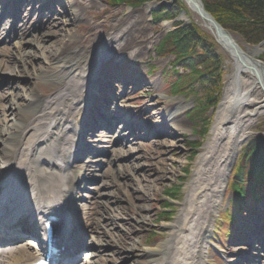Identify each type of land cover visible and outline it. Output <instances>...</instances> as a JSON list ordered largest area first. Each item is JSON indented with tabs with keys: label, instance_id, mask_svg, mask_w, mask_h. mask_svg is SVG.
Segmentation results:
<instances>
[{
	"label": "rangeland",
	"instance_id": "374dc122",
	"mask_svg": "<svg viewBox=\"0 0 264 264\" xmlns=\"http://www.w3.org/2000/svg\"><path fill=\"white\" fill-rule=\"evenodd\" d=\"M163 6L168 3L131 8L103 0H0V131L15 125L22 131L39 115L52 91L59 92L74 71L103 56L102 63H96L102 69L96 83L106 89L104 98L96 102L102 104L97 122L84 107L75 110V118L62 126L87 132L81 143L85 150L73 156L63 172L88 165L72 195L76 220L87 226L79 236L78 245L84 250L77 255V263L85 260L88 251L94 256L83 264H154L167 257L161 253L185 208L199 158L211 139L230 75V57L215 39L225 72L223 91L217 107L208 111L210 127L202 134L201 121L189 115L207 85L194 82L190 91L175 94L173 84L187 71L182 65L173 68V57H159L156 52L175 21L152 20L151 13ZM176 21H194L215 38L207 22L190 9ZM232 37L244 51L264 54V45L249 46ZM62 42L70 45L61 48ZM20 43L30 53L22 61L16 56ZM57 46L61 48L59 58L74 61L73 69H56L53 51ZM28 97L33 100L32 111L24 106ZM18 116L24 117L23 122L13 123ZM247 132L234 152L226 189L207 220L205 264H264V201L249 202L244 211H238L231 234L218 230L231 205L228 183L238 157L249 139L264 135V117L255 120ZM2 149L0 145V155ZM40 167L51 168L47 164ZM10 177L0 180V186ZM205 220L199 219L194 235Z\"/></svg>",
	"mask_w": 264,
	"mask_h": 264
},
{
	"label": "bare ground",
	"instance_id": "6f19581e",
	"mask_svg": "<svg viewBox=\"0 0 264 264\" xmlns=\"http://www.w3.org/2000/svg\"><path fill=\"white\" fill-rule=\"evenodd\" d=\"M190 3L191 11L196 13L194 10L199 7L198 1L191 0ZM209 30L213 31L211 27ZM217 41L230 57V75L216 113L211 139L199 158L195 178L189 185L185 208L172 226L161 253L167 257L163 256L154 264H205L204 246L209 232L207 220L226 189L234 152L247 137V130L254 121L264 117V66L257 59L258 50L247 52L236 41ZM64 45L70 44L62 42L61 48ZM16 48L19 61L29 56L23 44H17ZM61 48L58 50L57 46L53 51L56 69L64 71L75 67L73 60L59 58L57 52ZM102 57L98 55L79 72L74 71V75L59 92L52 91L39 115L22 131L19 125L8 130L4 127L0 131V145L3 148V154L0 155V180L11 174L10 179L0 186V264H34L44 258L47 253L44 243L46 222L52 226V247L57 253L54 256L52 254L51 258L56 260L67 254L64 263L70 264L74 257L73 248L87 226L76 220L72 195L88 165L69 174L63 172L72 157L85 150L81 143L87 132L63 129L62 126L75 118V110L84 107L89 118L93 117L97 122L95 109L102 104L96 102L104 98L103 91L106 90L96 83L102 70L100 66L96 68V63H102ZM95 70L96 77L93 76ZM10 74L14 76L13 72ZM27 100L28 104L23 105L32 111L33 100L31 97ZM11 105L14 109L12 100ZM16 105L19 109L22 106ZM23 119V116H18L13 123L20 124ZM91 126L89 124V128ZM77 138L79 141L76 142ZM75 149H78L76 153ZM14 158L17 161L13 164L11 159ZM41 164L50 165L51 168H42ZM201 217L206 220L194 235V228H197ZM41 233L44 238L39 243L25 239L26 235L37 237ZM96 245L102 247V244ZM77 249L78 252L83 250L80 247ZM85 255L84 261L91 262L94 254L86 252Z\"/></svg>",
	"mask_w": 264,
	"mask_h": 264
},
{
	"label": "trees",
	"instance_id": "16d2710c",
	"mask_svg": "<svg viewBox=\"0 0 264 264\" xmlns=\"http://www.w3.org/2000/svg\"><path fill=\"white\" fill-rule=\"evenodd\" d=\"M111 5H125L131 8L148 3H168L159 11L152 12V20L174 21L173 30L165 35L157 46L159 57H173V68L182 65L186 69L173 84L177 95L190 91L194 82L204 87L201 98L190 113L193 120H200L202 134L210 127L208 111L220 102L223 75L221 56L214 36L202 30L194 21L189 24L176 21L180 13L189 11L180 0H103ZM205 10L221 27L238 38L243 44L258 46L264 42V0H201ZM170 2H172L170 4ZM259 59L264 63V54ZM191 93L196 94V92ZM190 144H193L191 141ZM231 195L230 206L221 217L219 233L229 235L237 220L238 211H244L249 202L264 201V135L249 139L243 146L228 183ZM168 192L169 199L172 198Z\"/></svg>",
	"mask_w": 264,
	"mask_h": 264
},
{
	"label": "water",
	"instance_id": "95a60500",
	"mask_svg": "<svg viewBox=\"0 0 264 264\" xmlns=\"http://www.w3.org/2000/svg\"><path fill=\"white\" fill-rule=\"evenodd\" d=\"M186 2V4L189 6L190 8V1L191 0H184ZM199 3V7L197 9H195L194 11L197 13V15L204 20L205 22H207V24L212 28V30L214 31V35L216 40L221 39V40H228L231 43L234 42V38L227 32L225 31L221 25L205 10L203 3L201 0H197ZM164 4V3H162ZM184 14V13H183ZM218 42V41H217ZM264 42L261 43L259 45L263 46ZM259 47H257L256 49H258ZM262 53V51H257V55L259 56Z\"/></svg>",
	"mask_w": 264,
	"mask_h": 264
}]
</instances>
